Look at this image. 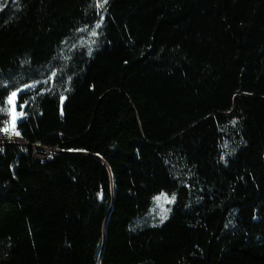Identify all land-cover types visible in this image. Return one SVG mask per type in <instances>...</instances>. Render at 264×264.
<instances>
[{
	"label": "trees",
	"instance_id": "obj_1",
	"mask_svg": "<svg viewBox=\"0 0 264 264\" xmlns=\"http://www.w3.org/2000/svg\"><path fill=\"white\" fill-rule=\"evenodd\" d=\"M101 17L60 89L18 97L0 264H264V0H11L0 108Z\"/></svg>",
	"mask_w": 264,
	"mask_h": 264
},
{
	"label": "rangeland",
	"instance_id": "obj_2",
	"mask_svg": "<svg viewBox=\"0 0 264 264\" xmlns=\"http://www.w3.org/2000/svg\"><path fill=\"white\" fill-rule=\"evenodd\" d=\"M10 2H11V0H0V4L6 3V7H4L3 10H5L8 7ZM92 30L93 29H87V31H82L79 34L74 35L68 41H66L64 43V45L62 46L61 52L56 57L54 62H52L50 68L40 72V76H44L45 78H43L41 81L31 83V84H35V87L31 88V89H25L24 91H22L18 94V97L24 93H31L38 87H42L43 89H46L47 87L54 88V89H60V87H62L63 85L59 84V79H60L62 73L66 71V66H67L69 60L73 57L75 51L78 48H84V47L89 48L92 46L93 41H94V37L90 35ZM83 41H87V43H82ZM52 72H56V76L54 79L49 80V76ZM44 81H48V82L44 83ZM20 88H24V86H22ZM18 97H17L16 103H15V111L16 112H18L16 110ZM9 107H11V106L7 103V100H6L3 108L7 109ZM9 118L12 119V117L10 115H9ZM18 120H19V118L16 120V122ZM37 152L47 154V151H44V150H43V152H40L37 149ZM171 205H172V203H164L163 204L165 209H170ZM159 214H160V208L157 206V204L154 200L152 207L150 208L147 216L144 219L140 220L137 223V226H150V227L159 226L160 224H162L160 222V215ZM168 214H169V211L167 213V216H168Z\"/></svg>",
	"mask_w": 264,
	"mask_h": 264
},
{
	"label": "snow or ice",
	"instance_id": "obj_3",
	"mask_svg": "<svg viewBox=\"0 0 264 264\" xmlns=\"http://www.w3.org/2000/svg\"><path fill=\"white\" fill-rule=\"evenodd\" d=\"M108 0H96V7L103 9L105 4H107ZM6 7V3L4 4H0V11L3 10V8ZM103 22V17H101V21L98 22L95 25V28L91 31L90 35L95 37L97 36V31L95 29H99L101 27V24ZM81 31H87V29H81ZM82 43H87V41H83ZM94 43V41H93ZM89 54H91V50H89ZM56 76V72H52L49 76V80L54 79ZM48 81H44V83H47ZM35 84H27L24 86V88H18L15 91H11L10 94L7 97V103L11 106L7 109L5 108H0V112H7L11 117V121L10 122H6L8 124H10V126H6L2 129H0V131H3L5 133H8L9 131L12 132V134L19 136L20 133L18 131H16V120L23 116L22 112H16L15 111V103H16V99L18 97V94L22 91H24L25 89H31L34 88ZM61 100H63V97H61ZM233 125H235L237 123V121L233 120L232 121ZM227 145H225L226 147ZM176 197L175 195H172L171 198L168 197L167 194L161 193L160 195L156 196L154 198L157 206L160 208V222L163 223L166 219H167V213L168 211H170V209H165L163 204L164 203H173L175 201Z\"/></svg>",
	"mask_w": 264,
	"mask_h": 264
},
{
	"label": "built area",
	"instance_id": "obj_4",
	"mask_svg": "<svg viewBox=\"0 0 264 264\" xmlns=\"http://www.w3.org/2000/svg\"><path fill=\"white\" fill-rule=\"evenodd\" d=\"M23 119V116L19 117V120L16 122V127L19 121ZM11 118H9V114L5 112L4 114H0V129L10 126V124L6 122H10ZM19 147L20 149H23L27 151L25 148L27 147V144L23 140H17L16 137H14V134H12L11 131L8 133H5L3 131H0V155H3L5 153V150L7 147ZM33 149V158L36 161L43 162L47 160L51 155L55 152L54 149H48L44 147L35 146L32 147ZM37 149L40 152L47 151V154L38 153Z\"/></svg>",
	"mask_w": 264,
	"mask_h": 264
},
{
	"label": "bare ground",
	"instance_id": "obj_5",
	"mask_svg": "<svg viewBox=\"0 0 264 264\" xmlns=\"http://www.w3.org/2000/svg\"><path fill=\"white\" fill-rule=\"evenodd\" d=\"M14 137H16L17 140H22V139L20 138V136H16V135H14Z\"/></svg>",
	"mask_w": 264,
	"mask_h": 264
}]
</instances>
